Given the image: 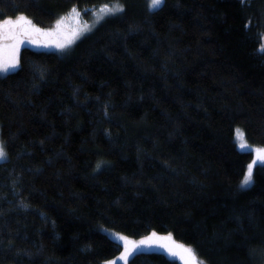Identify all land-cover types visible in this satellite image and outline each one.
I'll return each instance as SVG.
<instances>
[{
    "label": "trees",
    "instance_id": "16d2710c",
    "mask_svg": "<svg viewBox=\"0 0 264 264\" xmlns=\"http://www.w3.org/2000/svg\"><path fill=\"white\" fill-rule=\"evenodd\" d=\"M110 4L123 11L61 52L22 46L0 75V264H103L121 250L108 230L264 264V161L241 187L253 152L234 139L264 146V0H0V22Z\"/></svg>",
    "mask_w": 264,
    "mask_h": 264
},
{
    "label": "rangeland",
    "instance_id": "374dc122",
    "mask_svg": "<svg viewBox=\"0 0 264 264\" xmlns=\"http://www.w3.org/2000/svg\"><path fill=\"white\" fill-rule=\"evenodd\" d=\"M116 5L117 4H110V5H107V6L109 8H115ZM146 5H147V8L150 9V10L151 9H155V8L151 7V0H146ZM104 6L105 5H102V6L98 7L95 10L93 8H85L82 11H79V10L74 8L75 11H73V9H72L67 14L61 16L58 19V20H60L61 18H63L62 32L67 35L68 39L71 40V42L68 43L66 47L71 45L82 34L87 32L88 30H90L91 27L95 26L98 22H100L102 20V19H99L100 16H103L105 18V17H107L109 15H113V14H107L105 12H102L101 10L104 8ZM117 12H119V11H117ZM117 12H115V14ZM17 16H19V15H17ZM17 16L12 17V19H15ZM83 18L85 20H87V22H84ZM26 20L27 21H31L28 18H26ZM31 23H32V21H31ZM56 26L57 25H56V22H55L51 27L41 28V27L36 26V28L43 29V30H51V29H55ZM77 30H78V32H77ZM74 32H77V34L73 35ZM63 38L64 37L61 36V39H63ZM36 40H37V42L34 43L32 41V39L24 38L23 42L19 46V51H20V48L22 46H41V47H45V48H53L54 50H58L60 52L63 51L66 48L65 47L63 49H58L55 46V44L50 39H48V38H46V37H44L42 35L37 36ZM19 51H18L17 57L19 55ZM11 70L12 69H10L9 71H11ZM3 73H5V72H0V75L3 74ZM234 139H235L237 147L240 150L253 152V158L247 164L246 170H245V174L248 171V165L249 164H253V168H254V166L256 164H260V163H262L264 161V160H260L258 158L260 155H264V153H258L257 152L258 149H264V146L248 142L245 139L243 130L241 128H236L235 129ZM242 145H243V147H242ZM0 147H2L1 141H0ZM4 157H5V155H4ZM4 157L0 158V160L4 159ZM253 168H252V171H253ZM245 174H244V176H245ZM243 179H244V177L242 178V180L240 182L241 187L248 186L251 183V181H252V178H251V181L247 185H243L242 186ZM107 233H108V236L110 238H112L113 240H115V241H117V242H119L121 244V250H120V252H118L116 255H114L110 259L104 261L103 264H109V262H110V264H116L118 262H124L133 253H135L137 251H141V250H143V251L162 252L166 256H168L169 258H171L173 260H176L179 264H184V260L181 259L180 255H172L168 251L167 247H163L162 245L174 246V245L182 244V245H185V246H190L188 244H185V243H182V242L178 241L172 235H171V239H164V238L169 236V233H155L154 237L152 235L153 233H151V234H147L145 236L137 237V238L131 237V236H127V235H124L122 233L111 231V230H108ZM121 236H124V237L128 238V248L132 249L130 254L127 255L125 258H122V254L125 252V242L119 238ZM150 237L152 238L150 243H145V244H141L140 243L141 241H147L148 238H150ZM177 251H179V250H177Z\"/></svg>",
    "mask_w": 264,
    "mask_h": 264
},
{
    "label": "snow or ice",
    "instance_id": "6c2138e0",
    "mask_svg": "<svg viewBox=\"0 0 264 264\" xmlns=\"http://www.w3.org/2000/svg\"><path fill=\"white\" fill-rule=\"evenodd\" d=\"M162 4L163 0H151V7L153 8H158ZM73 11H75V9H73ZM101 11L107 14H115V12L117 11H123V8L119 4H117L115 8H109L107 5H105ZM103 18V16L99 17V19ZM62 24L63 18L56 21L57 26L55 29L43 30L36 28V26L32 24L31 21H27L25 16L23 15H19L15 19H3V21L0 22V72H7L10 69H15L17 67V54L19 51V46L23 42L24 38H30L35 43L37 42V36L42 35L50 39L58 49L65 48L67 44L71 42V40L68 39L67 35L62 32ZM77 32H74L73 35H76ZM61 36H63L64 38L61 39ZM261 51H264V48H262ZM257 152L264 153V149H258ZM4 155V150L2 147H0V158H3ZM258 158L260 160H264V155H260ZM252 168L253 164H249L248 171L242 181V186L247 185L251 181ZM152 235L154 237L155 233H153ZM119 238L125 242V252L122 254V258H125L130 254L132 249L128 248L127 237L121 236ZM151 239L152 238L150 237L147 241H141L140 243H150ZM164 239H171V234H169V236ZM162 246L167 247L168 251L172 255H180L181 259L184 260V264H203V262L198 259L196 253L190 246H185L182 244L174 246Z\"/></svg>",
    "mask_w": 264,
    "mask_h": 264
}]
</instances>
